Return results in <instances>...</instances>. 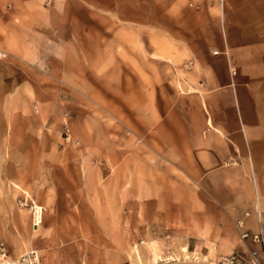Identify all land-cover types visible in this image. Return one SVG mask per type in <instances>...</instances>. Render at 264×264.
<instances>
[{"label":"rangeland","instance_id":"1","mask_svg":"<svg viewBox=\"0 0 264 264\" xmlns=\"http://www.w3.org/2000/svg\"><path fill=\"white\" fill-rule=\"evenodd\" d=\"M224 3L0 0V264L32 251L39 264H218L223 248L197 237L191 199L175 193L174 160L144 161L137 150V176L146 167L158 184L127 181L130 149L160 150L144 138L159 135L156 120L175 133L180 116L193 130L187 82L197 83ZM198 7L210 23H196ZM241 19L240 30L226 18L243 42L259 44L264 30L246 27L260 18ZM32 179L45 200L35 203L37 227L16 186Z\"/></svg>","mask_w":264,"mask_h":264},{"label":"crops","instance_id":"2","mask_svg":"<svg viewBox=\"0 0 264 264\" xmlns=\"http://www.w3.org/2000/svg\"><path fill=\"white\" fill-rule=\"evenodd\" d=\"M247 1L250 7H246ZM257 1L260 4L251 7L252 2ZM228 3L233 6L228 8ZM261 4L264 0H225L220 8L221 20L214 26L213 41L209 40L199 54L202 72L197 74L196 84L187 82L191 88L188 93H193L190 95L194 101L193 130L189 132L187 124L178 116L171 122L175 125V133L168 132V122L161 118L152 127L159 135H144L145 144L159 145L160 150L156 148L151 152L152 147L148 151L142 144L128 152L127 182L131 188L137 181L146 185L149 178L150 182L158 184L146 167H139L138 170H142L137 176V150L145 151L140 158L144 161L174 160L179 179L175 193L178 198L191 199L190 217L192 224L197 226L193 232L199 238L218 241L223 248L219 256L248 257L247 248L240 240L241 230L236 231L233 222L242 221L244 230L250 233L264 231V52L256 51L264 49V38L255 40L259 44L243 42L226 20L229 16L236 17L241 30L244 22L241 17H259L261 21L250 22L252 25H247L246 29L262 32L264 7L258 6ZM193 15L196 23L200 20L211 22V14L204 7L196 8ZM211 49L217 54H211ZM31 184V188L20 181L16 184L19 199L43 207L45 200L40 195L44 191L40 183L32 179ZM131 188L127 191L129 194H132ZM27 212L30 214L29 209ZM221 224L228 226L227 235L214 231L215 226ZM249 246L261 248L260 244L251 242Z\"/></svg>","mask_w":264,"mask_h":264},{"label":"built area","instance_id":"3","mask_svg":"<svg viewBox=\"0 0 264 264\" xmlns=\"http://www.w3.org/2000/svg\"><path fill=\"white\" fill-rule=\"evenodd\" d=\"M19 206L28 207L31 217V223L33 226H38L41 223V218H37L35 206L33 202H28L27 200L19 199ZM247 215V213H245ZM41 216V214H40ZM237 227L240 232V239L245 244L247 248L248 257H239L237 254L231 255H221L219 256L218 264H264V231L261 229L256 233H250L244 230V224L242 221H237ZM249 242L260 244V249H254L249 246ZM4 252V248H0ZM18 264H39V259L36 252H29L17 260Z\"/></svg>","mask_w":264,"mask_h":264},{"label":"bare ground","instance_id":"4","mask_svg":"<svg viewBox=\"0 0 264 264\" xmlns=\"http://www.w3.org/2000/svg\"><path fill=\"white\" fill-rule=\"evenodd\" d=\"M35 206V205H34ZM35 210H36V216H37V218L39 219V218H41V216H40V214L42 213L41 212V208H39V209H37V207L35 206Z\"/></svg>","mask_w":264,"mask_h":264}]
</instances>
